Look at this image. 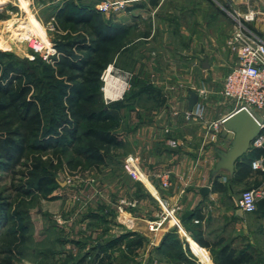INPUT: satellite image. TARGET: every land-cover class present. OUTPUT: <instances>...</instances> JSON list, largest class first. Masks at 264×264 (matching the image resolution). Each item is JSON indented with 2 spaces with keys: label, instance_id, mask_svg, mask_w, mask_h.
Returning <instances> with one entry per match:
<instances>
[{
  "label": "rangeland",
  "instance_id": "1",
  "mask_svg": "<svg viewBox=\"0 0 264 264\" xmlns=\"http://www.w3.org/2000/svg\"><path fill=\"white\" fill-rule=\"evenodd\" d=\"M8 1L5 0L1 7L3 10L0 8V51L7 54L6 58L0 56V61L3 65L8 61H15L35 75L52 74L44 69L47 64H53L50 62L52 57L48 60L43 59L30 47L29 42L19 43L13 39L12 34L20 39H29L32 35L40 41L41 46L49 43L55 48L61 47L67 41L91 39L93 31L101 22L113 23L119 33L109 56L104 58L105 61H101L103 70L99 74L98 94L91 96L93 98L88 105L84 103L78 105L84 111L98 110L118 101L124 105L118 112L122 121L116 130L122 141L121 147L110 149L105 165L99 167H94L91 162L78 155L84 147L83 142L69 148L64 146L55 148L46 153L28 151L22 160V166L17 167L15 173H0L1 197L9 203L11 211L25 213L23 223L27 225L24 233L19 236L17 230L19 224L16 220L0 224V264H56L57 260L64 259V256H58L62 250L79 255L75 245L70 242L59 244L58 239L82 243L90 240L92 243L103 241L98 231L108 228L109 226L105 224L110 221L116 223L110 227H114L111 230L115 231V234L119 231L130 232L133 225L128 227L120 220L123 213L133 220L139 214L149 217L150 221L155 220L154 216L157 218L161 212V206L157 202L159 199L152 196L146 186L135 183L136 181H133L123 168L124 161L129 156L141 158L138 162L142 170L148 168V162L144 159L147 154V135L144 126L138 125L144 124L145 117L149 114L146 112L152 108L153 103L144 96L139 97L135 103L136 101L129 95L140 85H149L158 90L168 91L163 93L164 95L161 94L163 103L167 100L176 103L179 96H176L175 90H182L185 93L187 90H206L207 99L220 107L217 115L209 113L210 121L237 109L234 103L220 94L223 80L229 71L226 64V56L230 52L227 42L237 27V21L244 23L241 16L246 10L253 11L256 15L252 22L245 24L248 27L254 25L258 31L264 32V0H165L161 5L162 12H144L137 17L128 15L131 5L137 2L150 3L149 8L154 9L157 0H109L123 3V8L108 14L99 13L92 24L72 28L54 18L57 9L66 0H28L30 8L26 0H19L25 15H21V12ZM73 1L75 5L80 6L81 0ZM91 1L93 5V2L101 3L103 0ZM152 1L156 4L152 5ZM163 12L166 14L163 15ZM19 18L23 20L19 21L18 27H14ZM154 24L156 31L153 39L146 44L143 39L149 36V30ZM136 38L142 40L134 43ZM183 48L186 49L184 52ZM177 52L185 53L183 60L181 56H176ZM74 55L75 58L91 57L95 60L89 52L76 51ZM194 58L196 61H192ZM203 62L208 65L206 69L203 68ZM109 70L110 75L121 81L120 84L123 86L121 93L114 99L106 96L105 92V75ZM49 80L46 82L43 80L44 84L46 83L45 88H48ZM70 87L72 90H69ZM93 87L92 84L75 81L72 84L62 83L60 88L61 95L69 93L75 98L91 95ZM71 107H76V104ZM251 111L260 119L264 113L254 107ZM136 114H140L139 119L136 118ZM136 119L141 122L137 126L134 124ZM75 121H71L70 124H75ZM78 124V130L82 131L85 123L78 121ZM197 143L194 145L197 146ZM68 163H71V167ZM36 165L40 166L39 172L34 168ZM46 174L63 184V189H55L47 194V198L42 194L36 197V193L26 195L25 191L29 188L27 184L32 186L36 175ZM228 190L237 200L244 188L229 186ZM55 195H60V200H57ZM153 202H156V207ZM108 212L111 213L108 215ZM89 214H97V217L89 218ZM258 215V211L249 215L252 217L250 232L252 231L253 245L249 244L247 248L245 244L243 245L249 253L247 255L251 257L249 264H264V232L259 231L262 229L259 225H255V217ZM104 220L107 222L103 223ZM15 230V235H9ZM142 247L143 243L138 248ZM172 247L170 245L167 249L170 251ZM184 247L188 256L193 258L194 256H190L192 253L189 246L185 243ZM17 250L22 254L16 255ZM170 253L167 258L174 264L181 261L190 264L185 256L180 254L183 256L181 257L174 251ZM134 256L136 254L130 255L131 258L128 260L120 257L118 261L121 260V264L129 262L132 264ZM92 257L93 255L89 261H92ZM210 259L215 264V256L212 255Z\"/></svg>",
  "mask_w": 264,
  "mask_h": 264
},
{
  "label": "trees",
  "instance_id": "2",
  "mask_svg": "<svg viewBox=\"0 0 264 264\" xmlns=\"http://www.w3.org/2000/svg\"><path fill=\"white\" fill-rule=\"evenodd\" d=\"M68 1H64L63 5L57 9L54 18L71 28L88 26L99 15L93 6L85 4L79 6L75 5L73 0ZM151 4L156 3L152 1ZM117 29L113 23L101 22L93 31L91 39L81 38L67 41L61 47L56 46L58 55L50 60L53 64L49 63L44 67L52 73L51 75H41V73L35 75L27 67H21L15 61H8L4 65L0 61V173H15V169L22 166V160L28 151L46 153L55 148L63 146L69 148L83 142L84 147L78 155L91 162L94 167H99L105 165L110 149L121 147L122 141L116 130L122 121L118 112L124 108V105L118 101L107 107L89 111L82 110L78 105L79 103L88 105L93 98L91 96L98 94L99 74L103 70L101 61H105L104 58L109 56L111 48L115 46L119 34ZM76 51L89 52L95 60L91 57L75 58ZM0 56L6 58L7 54L0 51ZM43 80L45 82L49 80L48 88H45L46 83L44 84ZM75 81L92 84L94 87L91 89V95L75 98L69 93L61 95L62 83L72 84ZM69 90H72V87ZM129 96L136 101L135 103L142 96L152 101L154 106H159L163 102L161 91L149 85H140ZM75 104L76 107H71ZM71 121H75V124L71 125ZM78 121L85 123L82 131L78 130ZM263 154L264 148H252L246 156L238 160L234 181L245 179L251 171V162ZM68 165L71 167V163ZM34 168L36 172H39L40 166L36 165ZM213 185L221 189L220 184L215 182ZM27 187L29 188L25 191L26 195L36 193V197L42 194L44 198H47V194L60 188V183L47 174L36 175L32 186L27 184ZM245 190L251 189L243 191ZM256 211L264 213V200L257 202ZM110 213L108 212V215ZM24 214L23 211H11L9 203L0 195L1 225L10 220H16L19 224L17 230L21 236L27 226L23 223ZM88 216L95 218L97 214ZM104 222L107 221L104 220ZM12 234L15 235L16 230L9 233V235ZM133 236L131 233H124L117 238L98 244L90 243L86 248L84 246L87 243L58 239L59 244L70 242L75 245L79 255L62 250L58 256H64V259L56 262L58 264H117L120 257L128 260L130 255L141 246L142 239ZM130 237H133V240L127 241ZM197 243L201 244L199 241ZM20 252L17 250L16 255L22 254ZM225 252V250L222 251L221 261L217 264H247L251 260L246 253L234 256L233 252L226 253L227 255ZM91 255H93L92 261H89Z\"/></svg>",
  "mask_w": 264,
  "mask_h": 264
},
{
  "label": "crops",
  "instance_id": "3",
  "mask_svg": "<svg viewBox=\"0 0 264 264\" xmlns=\"http://www.w3.org/2000/svg\"><path fill=\"white\" fill-rule=\"evenodd\" d=\"M90 2L92 3L91 0H81V4L93 6L94 8L99 3L98 1L97 3L93 2V5H91ZM164 2L165 0H157L154 9L149 8L150 3H133L134 5H131L130 9H128V15L137 17L142 13L144 14V12H162L161 5ZM166 11L168 13V10ZM247 11L249 10L243 11V14ZM166 13L163 12L162 14ZM136 26L138 25L136 24ZM250 26L251 29L264 38L263 31H258L254 25ZM155 31L156 26L154 24L149 30V36L147 35L143 39L146 44L152 41ZM140 39L142 40V38ZM140 39L136 38L134 43H138ZM185 50L183 48L182 51L184 52ZM184 54L177 52L176 56H181L183 60ZM226 59V64L230 71L237 62V56L230 50ZM187 60L190 61L189 58ZM192 61H196L195 58ZM203 68L206 69L207 67ZM160 91L161 94L168 92ZM188 91L190 90H187L186 93L182 90H175L176 96H179L176 103H173V100H170V102L167 100L159 106L153 105L146 112L150 115L148 114L145 117L146 121H144V124L139 120L137 121L140 118V114H136L137 119L134 121L135 126L138 123H141L138 127L144 126L145 134L147 135V154L144 159L148 162V168L142 170L138 162L141 173L140 178L144 179L142 174L147 178L146 188L151 191L152 196L164 200L169 207H179L176 214L179 219V225L173 226L169 222V225L166 224L157 232L152 233L146 227V223L150 221L149 217L139 214L133 220L129 215L123 213L120 215V220L128 227L133 225L132 231H119L115 234V231L111 230L114 227H110H112L111 225L115 226L116 223L111 221L105 224L109 226L108 228L99 229L98 231L103 241L117 238L124 233H131L134 235L133 237L141 238L143 247L134 251L133 254H136V256L133 257L134 263L132 264H174L167 258L171 251H174L179 256H185L190 264H213L210 257L214 255L215 264H217L221 261L223 250L226 251L225 255L233 252L234 256H238L243 253L249 254L244 249V244L245 248L249 244L253 245L252 231L250 232L252 217L249 215L251 214L237 215V200L230 195L228 187L236 186L244 189L263 187L264 162L260 170L251 169L249 175L241 181H234L236 165L232 173L226 168H218L217 164L220 161V155L230 151L232 142L223 141L219 135L215 139H211L207 134V129L210 124L227 117L238 110V108L232 110L231 113L221 115L217 120L210 121L208 119L209 113L217 115L220 108L219 105L207 99L206 90L194 91L198 94V102L193 107L192 112L197 118L186 121L184 113L187 111ZM256 118L264 124V113L261 115V119ZM261 134L264 137V128ZM172 141L175 143V147L171 146ZM196 142H198L197 146L194 145ZM252 148L250 146V149ZM262 148H264V145ZM262 159L264 160V154L253 161ZM138 160H141V158H138ZM162 173H167L171 182V187L167 190H163L160 187L158 176ZM215 182L221 185V189L218 186L214 187L213 183ZM63 187L64 185L60 184V188L63 189ZM201 187L210 188L209 194L205 198H202L199 193ZM69 191L72 192L73 190ZM55 198L60 200V195H55ZM153 204L155 207L157 206L156 202H153ZM185 212H190L191 216L180 222V218ZM258 213L259 215L255 217V225H259L262 228L259 231L264 232V213L259 211ZM154 217L156 219V216ZM195 221L198 222L195 223ZM133 237H130V239ZM103 241H95V243L98 244ZM197 241L201 244H198ZM90 243H92L91 240L87 241L86 247ZM185 243L189 246V250L192 253L190 256H194L193 258L188 256L184 247ZM170 245L173 246V249L169 251L167 248ZM197 259L199 260L198 262L196 261ZM117 264H121V260ZM128 264L131 263L129 262ZM178 264L186 263L181 261Z\"/></svg>",
  "mask_w": 264,
  "mask_h": 264
},
{
  "label": "built area",
  "instance_id": "4",
  "mask_svg": "<svg viewBox=\"0 0 264 264\" xmlns=\"http://www.w3.org/2000/svg\"><path fill=\"white\" fill-rule=\"evenodd\" d=\"M8 2H10L13 7H16L21 12V15H25L20 7L19 0H9ZM26 2L28 8H30L28 0H26ZM122 8L123 3L109 0H103L95 6V10L101 14L119 11ZM255 15L253 11L244 13L243 16H241V20H243L242 22L244 23L237 21V27H235L227 42L229 49L236 54L237 62L225 76L220 94L223 98L234 103L238 109L245 110L256 121L259 128L263 129L264 124L259 121L251 111L253 107L257 110L264 111V38L259 36L253 29L245 24V22H252ZM20 20L23 19H17L18 23L14 25V27L20 25ZM11 36L19 43L29 42L30 47L33 48L35 52H38L45 60L58 55L55 48L49 43L39 47L40 41L36 39L35 36L30 35L29 39H20L13 34ZM227 117L209 125L207 134L211 139H215L220 135ZM195 118L197 117L194 116L192 111H186L184 113V119L186 121ZM263 145L264 137L260 134L252 141L250 146L253 148H262ZM171 146L175 147L173 141L171 142ZM263 162V159L260 161H252L251 169L260 170ZM123 168L133 181L146 186L148 180L143 174L142 177L144 179L142 180L140 178L141 173L137 159L132 156L127 157L124 161ZM158 178L160 180V187L163 190H167L171 187V182L167 173L160 174ZM259 200H264V186L258 189L242 191L236 201V207L242 214H252L256 211V204ZM157 202L161 206V213L157 215L155 220L148 222V231L155 233L169 221L173 226L179 225V219L176 215L179 207H169L167 202L160 199L157 200ZM197 222L198 221H195V223Z\"/></svg>",
  "mask_w": 264,
  "mask_h": 264
},
{
  "label": "water",
  "instance_id": "5",
  "mask_svg": "<svg viewBox=\"0 0 264 264\" xmlns=\"http://www.w3.org/2000/svg\"><path fill=\"white\" fill-rule=\"evenodd\" d=\"M203 63V67H207ZM198 102V94L194 91H188L187 111L191 112L193 107ZM262 129L259 128L256 121L243 109H238L230 114L220 132V138L225 142H232L230 151L220 155V161L217 164L218 168H226L230 173L234 171L235 165L250 149L252 141L261 134ZM209 187H201L199 193L202 198L209 194ZM237 215L242 216L240 210L236 211ZM191 216L190 212H185L180 222L188 219Z\"/></svg>",
  "mask_w": 264,
  "mask_h": 264
},
{
  "label": "bare ground",
  "instance_id": "6",
  "mask_svg": "<svg viewBox=\"0 0 264 264\" xmlns=\"http://www.w3.org/2000/svg\"><path fill=\"white\" fill-rule=\"evenodd\" d=\"M4 3L5 0H0V8L4 5ZM39 47H41V45H39ZM105 82H106V88H105L106 96H108L111 99L116 98L123 89L122 84H120L121 81L119 82L118 80L114 79V77L110 75V70H109L105 75Z\"/></svg>",
  "mask_w": 264,
  "mask_h": 264
}]
</instances>
